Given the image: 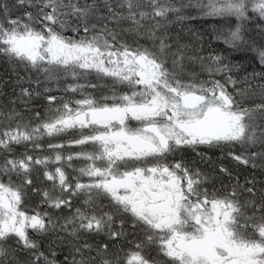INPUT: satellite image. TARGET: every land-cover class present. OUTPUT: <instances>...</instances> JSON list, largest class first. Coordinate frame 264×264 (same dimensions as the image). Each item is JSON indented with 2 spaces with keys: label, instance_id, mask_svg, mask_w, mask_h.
<instances>
[{
  "label": "snow or ice",
  "instance_id": "6c2138e0",
  "mask_svg": "<svg viewBox=\"0 0 264 264\" xmlns=\"http://www.w3.org/2000/svg\"><path fill=\"white\" fill-rule=\"evenodd\" d=\"M0 67V264H264V0H0Z\"/></svg>",
  "mask_w": 264,
  "mask_h": 264
},
{
  "label": "trees",
  "instance_id": "16d2710c",
  "mask_svg": "<svg viewBox=\"0 0 264 264\" xmlns=\"http://www.w3.org/2000/svg\"><path fill=\"white\" fill-rule=\"evenodd\" d=\"M213 23H216L213 19H197L190 22V27L197 31H204V30H210ZM223 47V45H220ZM232 59L236 61L237 63L244 62L246 64L253 63L251 60V56L248 53L245 52H234L231 54ZM0 71H3L2 67H0ZM251 71V69H249Z\"/></svg>",
  "mask_w": 264,
  "mask_h": 264
}]
</instances>
